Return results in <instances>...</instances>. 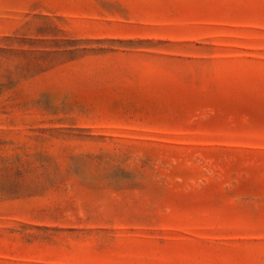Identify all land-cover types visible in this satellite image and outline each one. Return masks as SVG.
I'll use <instances>...</instances> for the list:
<instances>
[{
  "label": "rangeland",
  "instance_id": "1",
  "mask_svg": "<svg viewBox=\"0 0 264 264\" xmlns=\"http://www.w3.org/2000/svg\"><path fill=\"white\" fill-rule=\"evenodd\" d=\"M0 264H264V0H0Z\"/></svg>",
  "mask_w": 264,
  "mask_h": 264
}]
</instances>
